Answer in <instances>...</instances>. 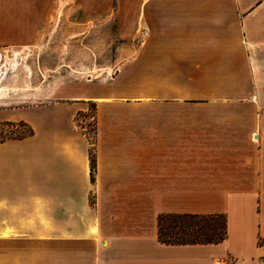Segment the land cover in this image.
<instances>
[{"label":"crops","instance_id":"1","mask_svg":"<svg viewBox=\"0 0 264 264\" xmlns=\"http://www.w3.org/2000/svg\"><path fill=\"white\" fill-rule=\"evenodd\" d=\"M67 1L116 9L138 55L102 96L73 84L0 118L33 129L0 140V264H264V0H0V43ZM161 214L224 215L227 237L166 244Z\"/></svg>","mask_w":264,"mask_h":264},{"label":"rangeland","instance_id":"2","mask_svg":"<svg viewBox=\"0 0 264 264\" xmlns=\"http://www.w3.org/2000/svg\"><path fill=\"white\" fill-rule=\"evenodd\" d=\"M51 10L30 44L0 43V118L25 108H45L73 84L102 96L99 86L115 83L138 55L139 46L120 35L116 9L85 15L78 2L67 1ZM117 87L132 93V77ZM98 106V99L90 98L76 116L78 128L92 137ZM30 128L23 120L0 119V140L27 136ZM170 225L169 219L163 221L166 238Z\"/></svg>","mask_w":264,"mask_h":264},{"label":"trees","instance_id":"3","mask_svg":"<svg viewBox=\"0 0 264 264\" xmlns=\"http://www.w3.org/2000/svg\"><path fill=\"white\" fill-rule=\"evenodd\" d=\"M33 129L30 128V134ZM5 140V139H3ZM92 170L95 160L92 156ZM169 219L170 236H163V221ZM159 238L166 244L219 243L227 237V221L224 215L161 214L158 220Z\"/></svg>","mask_w":264,"mask_h":264}]
</instances>
